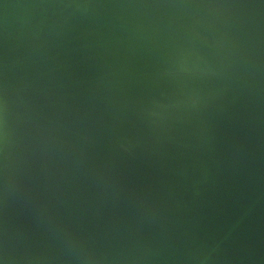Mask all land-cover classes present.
Segmentation results:
<instances>
[{
    "label": "bare ground",
    "instance_id": "6f19581e",
    "mask_svg": "<svg viewBox=\"0 0 264 264\" xmlns=\"http://www.w3.org/2000/svg\"><path fill=\"white\" fill-rule=\"evenodd\" d=\"M213 4L234 45L205 37ZM145 11L152 32L116 69L108 142L70 143L67 105L0 69V264H264V225L212 229L264 206V0Z\"/></svg>",
    "mask_w": 264,
    "mask_h": 264
},
{
    "label": "water",
    "instance_id": "95a60500",
    "mask_svg": "<svg viewBox=\"0 0 264 264\" xmlns=\"http://www.w3.org/2000/svg\"><path fill=\"white\" fill-rule=\"evenodd\" d=\"M150 5L151 0H0V69L19 81L18 89L51 93L67 105L65 138L70 143L82 147L80 139L100 136L108 142L112 115L123 103L114 94L116 69L127 50L147 43L152 24L145 10ZM228 10L224 4L210 6L216 26L205 27V37L218 34L221 42L234 45ZM182 64L183 71L190 69ZM110 103L115 110L108 109ZM70 154L72 161L84 155L75 149ZM253 203L231 223L215 222L216 238L256 234L264 225V206ZM209 258L207 254L201 264Z\"/></svg>",
    "mask_w": 264,
    "mask_h": 264
}]
</instances>
